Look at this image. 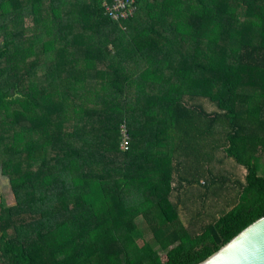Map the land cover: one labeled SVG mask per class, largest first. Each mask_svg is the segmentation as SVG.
<instances>
[{"label":"trees","instance_id":"trees-1","mask_svg":"<svg viewBox=\"0 0 264 264\" xmlns=\"http://www.w3.org/2000/svg\"><path fill=\"white\" fill-rule=\"evenodd\" d=\"M137 7L0 0V264H198L264 216V0ZM218 149L246 171L235 203L187 225L179 194ZM207 170L205 196L231 181Z\"/></svg>","mask_w":264,"mask_h":264},{"label":"rangeland","instance_id":"rangeland-1","mask_svg":"<svg viewBox=\"0 0 264 264\" xmlns=\"http://www.w3.org/2000/svg\"><path fill=\"white\" fill-rule=\"evenodd\" d=\"M238 18L239 20L244 19L243 12L239 13ZM198 103H203L202 105L208 111H214L216 109L213 105L209 104L208 100L206 99H200ZM220 138L221 137H219V139ZM203 150L210 151L211 149L206 146L203 148ZM189 160H191V157L188 159L182 158L180 160V165H182L181 169H183V167L187 168V164L185 162ZM201 167L203 168H199L200 173L202 170H204L200 175L201 183L194 185H184L181 193L179 194V199L181 200L180 215L187 225H189L193 219L200 220L201 224H206L210 220V215H218L221 210L227 211L231 209L235 203L234 201L236 200L238 193V187L235 186L233 182L235 180H244L246 174L245 169L239 166L231 158H228L221 149H218L214 152V159L212 161L207 163L203 159ZM207 169H210L213 174L217 175L218 177L225 176L231 179V181L225 184L223 188H220L218 185L216 189H211L209 195L205 196L206 188L204 187V182L208 181L207 179L210 178L208 173L209 170ZM263 172L264 165L261 174H263ZM213 191H217V196H215ZM174 198L176 199V197ZM0 201H4L7 206H13L16 204L10 181L5 176H0ZM137 214L136 223L141 230V234L135 238L136 243L138 245H142L143 241L146 240L152 243L153 246L158 247L157 240L145 222L141 212H138Z\"/></svg>","mask_w":264,"mask_h":264},{"label":"water","instance_id":"water-1","mask_svg":"<svg viewBox=\"0 0 264 264\" xmlns=\"http://www.w3.org/2000/svg\"><path fill=\"white\" fill-rule=\"evenodd\" d=\"M198 264H264V216Z\"/></svg>","mask_w":264,"mask_h":264},{"label":"built area","instance_id":"built-area-1","mask_svg":"<svg viewBox=\"0 0 264 264\" xmlns=\"http://www.w3.org/2000/svg\"><path fill=\"white\" fill-rule=\"evenodd\" d=\"M104 14L111 19L121 21L132 17L138 7L137 0H101ZM121 148H130V137L125 128L122 130Z\"/></svg>","mask_w":264,"mask_h":264},{"label":"crops","instance_id":"crops-1","mask_svg":"<svg viewBox=\"0 0 264 264\" xmlns=\"http://www.w3.org/2000/svg\"><path fill=\"white\" fill-rule=\"evenodd\" d=\"M200 153H202V151L200 152ZM189 154H195V152L193 151V152H189ZM175 158H178V159H182V158H186L185 156H184V152H182V153H175ZM193 158H196V156H194Z\"/></svg>","mask_w":264,"mask_h":264}]
</instances>
